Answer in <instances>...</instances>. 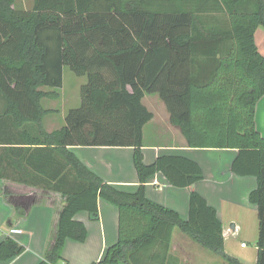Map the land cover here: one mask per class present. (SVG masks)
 <instances>
[{
	"label": "trees",
	"instance_id": "16d2710c",
	"mask_svg": "<svg viewBox=\"0 0 264 264\" xmlns=\"http://www.w3.org/2000/svg\"><path fill=\"white\" fill-rule=\"evenodd\" d=\"M259 26L264 0H33L29 10L0 0V124L9 120L24 133L28 124L40 125L46 111L39 102L49 94L39 89H60L64 67L86 79L61 129L27 133L29 145L52 146L56 169L23 183L65 197L54 243L38 264H58L66 240H86L74 217L87 212L96 220L98 199L116 207L118 238L94 264H177L169 257L175 228L225 263L242 264L224 252L222 224L199 194L190 193L188 220L145 197L144 184L156 173L178 188L203 179L200 167L181 157L143 163L142 131L153 117L145 95L164 103L188 147L237 151L231 172L256 180L248 199L257 209L256 264H264V137L254 120L264 96ZM180 72L196 76L173 79ZM71 146L133 148L137 190L108 185ZM24 251L7 237L0 261Z\"/></svg>",
	"mask_w": 264,
	"mask_h": 264
},
{
	"label": "crops",
	"instance_id": "0c3cea01",
	"mask_svg": "<svg viewBox=\"0 0 264 264\" xmlns=\"http://www.w3.org/2000/svg\"><path fill=\"white\" fill-rule=\"evenodd\" d=\"M254 41L258 52L264 56L262 26L255 30ZM190 76L196 75L188 77ZM63 77L64 68L60 89H39L49 96L41 98L39 102L41 108L46 111L40 125L28 124L25 127V132L33 137L39 135V130L52 133L65 125L67 113L63 120H57L55 117L59 112L56 109L57 102L63 101L66 108L71 101L70 96L66 97L61 93ZM174 77L173 79L177 77L182 82L188 78L183 72L176 73ZM80 79L82 82L76 89L79 99L80 89L86 83L85 77ZM142 104L148 111V106H158L161 109L160 119L157 117L159 120L149 111L153 117L143 128V163L149 165L162 156L181 157L197 164L203 175L201 181L189 187L178 188L170 185L161 173H156L144 184L145 197L174 211L181 219L188 220L190 193L196 192L216 211L217 219L222 224L224 244L227 238L238 239L243 232L252 231L253 225L257 233V209L248 199L250 192L256 188V180L253 177H238L231 172V163L237 151L190 148L179 129L170 123L169 113L157 95H145ZM3 109L4 104L0 102V112ZM254 120L256 130L264 137V96L256 105ZM149 127L159 128V131L154 133L158 138L166 136L169 141L162 144L149 142L146 139ZM23 131L14 128L9 120L0 124V242L10 237L25 247L20 256L6 262L0 261V264H38L54 243L59 215L65 205V197L59 193L23 183V178L52 176L56 169L52 146L29 145L28 134ZM68 150L92 173L113 188L127 193L137 190L139 179L133 165V148L71 146ZM97 208L96 220H92L87 212H80L74 217L75 221L84 225L86 240L83 243L66 240L61 253L64 261L58 264L97 263L106 249L117 242L116 207L98 199ZM11 229L20 230V233L10 235ZM223 248L227 255L238 259L242 264H256V246L252 262L247 261L245 254H233L228 252L224 245ZM169 257L177 264H226L219 256L202 247L178 228L172 232Z\"/></svg>",
	"mask_w": 264,
	"mask_h": 264
},
{
	"label": "rangeland",
	"instance_id": "374dc122",
	"mask_svg": "<svg viewBox=\"0 0 264 264\" xmlns=\"http://www.w3.org/2000/svg\"><path fill=\"white\" fill-rule=\"evenodd\" d=\"M32 4H33V0H14V7L16 9L29 10L32 7ZM81 82L82 80L80 79V77L75 76L67 67H64L63 90L61 93L66 97L70 96L71 101L68 104V106H66V108L63 106L64 105L62 103L63 101L57 102L56 109L59 110V112L55 114L57 120H61V119L63 120L65 114L68 112L69 109L77 108L79 106L80 99H79V94L77 93L78 95H76V89L78 88V85L81 84ZM148 109L150 112H152L155 115L156 120L160 119L161 109L158 106L155 107L148 106ZM157 117L159 119H157ZM154 131H159V128L153 127L151 129V127H149L146 135V139L149 142L153 144H162V143H167L169 141L167 140L166 136H163L162 138H158L157 134H155ZM256 239H257L256 228L255 225H253L252 231L247 230L246 232H243L242 236L239 237L238 239L233 240L227 238L225 240V244L223 243V245L225 246V249L228 252H231L233 254L236 253L245 254L247 256L246 257L247 261L252 262L254 261ZM242 244H244V246Z\"/></svg>",
	"mask_w": 264,
	"mask_h": 264
},
{
	"label": "built area",
	"instance_id": "2783aa9c",
	"mask_svg": "<svg viewBox=\"0 0 264 264\" xmlns=\"http://www.w3.org/2000/svg\"><path fill=\"white\" fill-rule=\"evenodd\" d=\"M17 233H20V230H17V229H11L10 231H9V234L10 235H14V234H17ZM243 246H244V244H242Z\"/></svg>",
	"mask_w": 264,
	"mask_h": 264
}]
</instances>
